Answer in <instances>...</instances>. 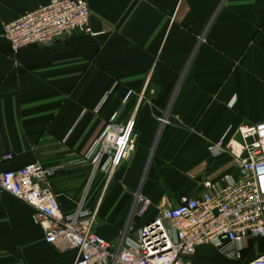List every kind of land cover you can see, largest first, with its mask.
<instances>
[{"label":"crops","instance_id":"1","mask_svg":"<svg viewBox=\"0 0 264 264\" xmlns=\"http://www.w3.org/2000/svg\"><path fill=\"white\" fill-rule=\"evenodd\" d=\"M50 1L0 0L1 171L50 169L65 214L88 192L94 232L112 244L126 232L138 238L206 183L221 188L238 178L234 157L209 148L264 123V0H86L94 36L14 54L5 25ZM133 116L131 160L109 183L102 173L90 183L92 146L108 124ZM34 215L0 190V264H74L76 251L47 244ZM251 250L229 261L203 246L192 264L206 253L249 264L264 245Z\"/></svg>","mask_w":264,"mask_h":264},{"label":"built area","instance_id":"2","mask_svg":"<svg viewBox=\"0 0 264 264\" xmlns=\"http://www.w3.org/2000/svg\"><path fill=\"white\" fill-rule=\"evenodd\" d=\"M86 0H51L4 27L14 54L30 46L44 47L65 36H94ZM165 123V120H162ZM136 118L108 124L86 156L92 178L102 173L109 183L134 154ZM239 141L214 143L213 156L230 153L238 178L218 187L206 183L197 197L183 196L148 223L138 238L124 233L118 244L94 230L98 212L85 207L87 193L75 211L65 214L50 184L51 170L37 163L19 171L0 170V190L33 208L47 244L77 253L74 264H192L198 248L210 246L229 261L242 258L245 242L264 238V123L242 126ZM139 198V197H138ZM140 200V198H139ZM249 264H264V254Z\"/></svg>","mask_w":264,"mask_h":264},{"label":"rangeland","instance_id":"3","mask_svg":"<svg viewBox=\"0 0 264 264\" xmlns=\"http://www.w3.org/2000/svg\"><path fill=\"white\" fill-rule=\"evenodd\" d=\"M264 245V238H259L254 241H249L245 243L244 251L242 253L243 260L246 259L247 255L252 251L251 249L254 247H261ZM241 258V260H242ZM199 262L203 264H226L223 262V259L220 257L213 255L211 253H206L200 256ZM247 264V263H246Z\"/></svg>","mask_w":264,"mask_h":264}]
</instances>
